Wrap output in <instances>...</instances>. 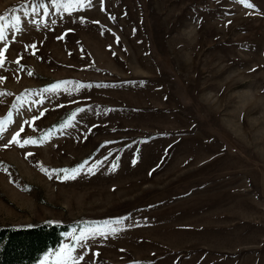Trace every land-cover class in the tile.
I'll list each match as a JSON object with an SVG mask.
<instances>
[{"label":"rangeland","instance_id":"rangeland-1","mask_svg":"<svg viewBox=\"0 0 264 264\" xmlns=\"http://www.w3.org/2000/svg\"><path fill=\"white\" fill-rule=\"evenodd\" d=\"M247 2L0 0V228L68 227L35 264L64 246L76 264H264V0ZM44 109L21 133L44 143L3 147Z\"/></svg>","mask_w":264,"mask_h":264},{"label":"snow or ice","instance_id":"snow-or-ice-1","mask_svg":"<svg viewBox=\"0 0 264 264\" xmlns=\"http://www.w3.org/2000/svg\"><path fill=\"white\" fill-rule=\"evenodd\" d=\"M241 3H243L245 5V7L251 8L253 7L252 4L248 3L247 0H240ZM53 3L55 6L57 7H63L64 10L66 12L71 13V11L73 10L74 5L76 7H90L91 6V0H72L71 3H61V0H53ZM43 7V5H42ZM4 19V17L0 16V20ZM81 22L83 23V18H81ZM46 23V22H45ZM94 23H99L98 21H95ZM58 39H63V37H58ZM6 40V37L3 35V31L0 30V41ZM119 38L117 37V42H118ZM29 48H35V45H27L25 46V50L27 51ZM7 51V47L4 48H0V68L4 67L5 64V52ZM34 54V53H33ZM22 59V57L20 58ZM13 63H15L19 68L20 71H24L23 67L20 66V60L17 59L15 61H13ZM28 75H32L31 72H28ZM7 78L6 77H2L0 76V84H2ZM71 82H60L57 84H53L51 86H49L48 88L43 89L41 92H36V93H31V95H35L37 97H40V99L34 100L32 101L33 106L37 105V104H43L44 103V93H49V94H56L60 91H65V92H69V89L66 87L67 84H69ZM90 87V85H83V84H79L76 83L74 86V90L79 91L80 88H87ZM7 95H11V93L5 92V91H0V97L2 96H7ZM19 99V98H18ZM29 111H31V108L28 109ZM47 111V109H44L43 111L40 112V114L38 116H33L31 120H25L23 121L20 125L18 130L12 132L10 134V139L7 141L6 144L3 145L4 148H7L11 145H16L18 147H26L27 145H37L39 146L40 144L44 143L46 141L47 138H49L52 135L51 130H49L48 133H46L44 136H40L38 138L35 137H26L21 139V133H23L25 131V125H27L29 128H31L34 132L37 130L34 126V122L37 119H40L43 117V115L45 114V112ZM85 109L84 108H79L77 109L76 112L72 113V117L74 118L77 114V112H84ZM11 123V116L8 117L7 121H0V139L3 138V134L5 132L8 131V124ZM71 126V122L70 121H65L62 125L61 128H66ZM28 155H32V153H28ZM117 165H113V170L115 169ZM83 168V165H81L78 168L75 169H59V170H48L43 168V166H41V171H43L45 173V175L48 176L49 179H52L53 176L55 175L56 178L58 179H63V180H69V179H75L76 176L80 173L81 169ZM4 171H7V169H3ZM89 172H92L93 169L89 168L88 169ZM63 173V176H60L59 174ZM116 223H120V221H116ZM117 229L116 228H111L110 229V233H105L99 229H97L95 232L89 233V234H81L80 236H74V240L80 245V247L82 249H84L86 247L85 241H87L89 238H94L96 235H100V236H106L108 234H116ZM74 249L68 246H64L59 253H57V264H76V259L79 260H84L85 255H87V252H82L79 257H73L72 253H73Z\"/></svg>","mask_w":264,"mask_h":264},{"label":"trees","instance_id":"trees-1","mask_svg":"<svg viewBox=\"0 0 264 264\" xmlns=\"http://www.w3.org/2000/svg\"><path fill=\"white\" fill-rule=\"evenodd\" d=\"M67 230L66 225L54 223L0 228V264H35L57 247Z\"/></svg>","mask_w":264,"mask_h":264}]
</instances>
